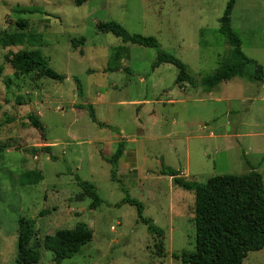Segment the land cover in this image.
<instances>
[{"label":"rangeland","instance_id":"374dc122","mask_svg":"<svg viewBox=\"0 0 264 264\" xmlns=\"http://www.w3.org/2000/svg\"><path fill=\"white\" fill-rule=\"evenodd\" d=\"M228 1L89 0L77 7L75 0H0V264H17L20 218L34 222L37 264H55L46 236L81 223L92 241L61 264H181L172 255L194 248V196L161 176L163 166L198 185L254 169L264 185V0L235 1L231 28L252 63L210 95L175 86L170 65L153 70L156 50L96 28L116 22L131 35L155 38L200 80L229 57L218 32ZM81 38L85 45L72 48ZM18 52L38 53L65 80L15 78L7 58ZM119 142L135 151L137 165L113 181L104 158ZM37 173L42 181L31 185ZM76 177L95 188L101 206L77 201ZM126 194L162 238L148 233L135 207L121 204ZM243 264H264V249Z\"/></svg>","mask_w":264,"mask_h":264},{"label":"trees","instance_id":"16d2710c","mask_svg":"<svg viewBox=\"0 0 264 264\" xmlns=\"http://www.w3.org/2000/svg\"><path fill=\"white\" fill-rule=\"evenodd\" d=\"M89 0H75L77 7L82 6ZM236 0H229L223 16L219 20V34L226 40L230 47L229 57L219 63L213 74L196 80L191 76L188 67L178 59L165 53L160 49L157 40L153 37H143L129 34L116 22H106L97 25V32L110 34L122 41L123 44L133 45L157 51L156 60L152 69L161 65H170L177 71L175 86L189 85L192 88L200 87L210 93L218 85L228 82L235 77L240 78L252 61L242 52V42L231 28V14ZM19 14H31L33 11L21 10ZM18 26L24 28L25 23L19 22ZM85 40H72V48L84 46ZM13 70L15 78L37 75L39 78L48 79L61 83L65 77L55 73L48 62L36 52H18L10 54L7 58ZM119 71V67L111 69ZM2 69L0 67V75ZM264 87V76L261 78ZM88 115L92 122L96 123L94 112L90 106ZM80 108H83L82 106ZM35 129H41L40 123L34 117H29ZM103 127V125H99ZM125 145L118 143L114 154L106 158L111 166V179H116L118 172V161L123 155ZM161 176L172 179V183L184 192L192 193L194 196V229L195 244L192 251H181L172 255L173 259L181 264H243L250 253L259 252L264 249V185L262 177L254 169L244 176L224 175L209 179L206 184L198 185L188 182L181 177L176 170L162 167ZM29 182L38 185L42 181L40 174ZM80 194L77 201L88 199L91 201L89 209L95 210L102 205L103 201L98 196L95 188L82 181L75 179ZM121 204H128L136 208L138 221L147 227L150 235L160 238L164 231L154 226L143 218V205L127 194ZM36 232L34 222L25 218L18 220L17 239V264H37L40 254L30 247ZM93 238L92 231L84 224H77L72 230H59L53 236H46L43 241L44 248L54 256L53 262L61 264L64 260L71 259L77 255L80 249L90 243ZM158 255L161 254L162 245L157 247Z\"/></svg>","mask_w":264,"mask_h":264},{"label":"crops","instance_id":"0c3cea01","mask_svg":"<svg viewBox=\"0 0 264 264\" xmlns=\"http://www.w3.org/2000/svg\"><path fill=\"white\" fill-rule=\"evenodd\" d=\"M209 95L211 94V92L210 93H208ZM145 105H147L148 106V103H145ZM96 120V119H95ZM98 125V124H97ZM99 125H101V124H99ZM120 143V142H119ZM123 143V142H122ZM125 145V144H124ZM118 146V145H117ZM113 155V154H112ZM111 155V156H112ZM110 156V157H111ZM104 159H106V158H104ZM108 159V158H107ZM137 165V157H136V153H135V151H130V150H127L126 148H124V152H123V155H122V157L120 158V160L118 161V173H119V171H120V169H124V167L125 166H127V167H134V166H136ZM179 173H180V175H181V177H183V178H185V179H187V175L183 172V171H181V170H179L178 171ZM169 179V181L170 182H172V179L171 178H168Z\"/></svg>","mask_w":264,"mask_h":264}]
</instances>
